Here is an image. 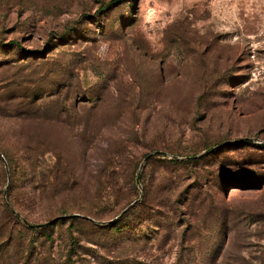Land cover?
<instances>
[{
  "label": "rangeland",
  "instance_id": "obj_1",
  "mask_svg": "<svg viewBox=\"0 0 264 264\" xmlns=\"http://www.w3.org/2000/svg\"><path fill=\"white\" fill-rule=\"evenodd\" d=\"M0 264H264V0H0Z\"/></svg>",
  "mask_w": 264,
  "mask_h": 264
},
{
  "label": "water",
  "instance_id": "obj_2",
  "mask_svg": "<svg viewBox=\"0 0 264 264\" xmlns=\"http://www.w3.org/2000/svg\"><path fill=\"white\" fill-rule=\"evenodd\" d=\"M210 150H212V149H210ZM210 150H208V151H206V153L207 152H209ZM160 153V151H156V152H154V153H150L149 155H147L146 156V158H145V161H147V160H149L152 156H154V155H156V154H159ZM199 156H189V157H186V159H189V160H192V159H196V158H198ZM140 175L138 176V180H140Z\"/></svg>",
  "mask_w": 264,
  "mask_h": 264
},
{
  "label": "clouds",
  "instance_id": "obj_3",
  "mask_svg": "<svg viewBox=\"0 0 264 264\" xmlns=\"http://www.w3.org/2000/svg\"><path fill=\"white\" fill-rule=\"evenodd\" d=\"M103 50H104V49H103V48H101V52H103Z\"/></svg>",
  "mask_w": 264,
  "mask_h": 264
}]
</instances>
